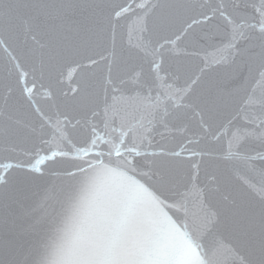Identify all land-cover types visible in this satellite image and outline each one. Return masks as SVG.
Instances as JSON below:
<instances>
[{
	"label": "snow or ice",
	"instance_id": "1",
	"mask_svg": "<svg viewBox=\"0 0 264 264\" xmlns=\"http://www.w3.org/2000/svg\"><path fill=\"white\" fill-rule=\"evenodd\" d=\"M0 264H264V0H0Z\"/></svg>",
	"mask_w": 264,
	"mask_h": 264
}]
</instances>
